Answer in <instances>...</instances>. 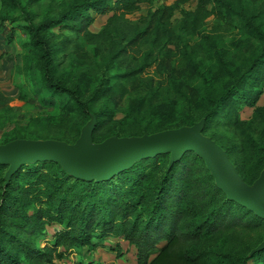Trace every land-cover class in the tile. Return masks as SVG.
<instances>
[{
    "label": "trees",
    "instance_id": "16d2710c",
    "mask_svg": "<svg viewBox=\"0 0 264 264\" xmlns=\"http://www.w3.org/2000/svg\"><path fill=\"white\" fill-rule=\"evenodd\" d=\"M191 1L195 3L193 10H184ZM7 2L22 16L20 28L28 36L24 44L29 51L22 57L20 68L27 76L36 70L47 93L39 99L41 104L52 108L53 97L62 94L75 107V117H81L72 135L62 139L67 143L78 138L81 125L93 112V104L111 98L117 85L138 79L155 56L150 50L141 57L140 68L123 72L130 46L152 43L157 47L160 43L157 50H161V45L171 43L197 73L194 56L198 52L190 49L189 42L191 37L199 36L202 58L216 67V87L205 84L200 97L187 100L184 110H179L174 104L187 99L180 88L174 87L178 99L158 102L159 87L152 86V79L147 80L135 95L128 94V107L121 119L113 121L108 108L94 114L92 137L104 129L107 137L141 138L193 127L203 120L204 137L222 126L243 136L255 135L239 149L227 145L225 151L235 157L233 163L244 183L250 185L257 179L264 162V105L255 107L248 102L258 83L264 81V0H174L169 5L161 4L140 19L133 36L122 46V31L117 24L136 13L140 3L147 0H73L60 16H46L39 21H35V14L22 9L18 0ZM177 11L181 18L171 25ZM107 15L101 31L91 33L89 28L96 17ZM5 20L0 17V26ZM207 26L210 34H203ZM53 29L81 35L88 42L98 41L105 49L103 59L115 72L104 75L95 89L90 81L80 83L60 74L55 57L63 52L67 41L54 42L48 34ZM227 35H234L237 49L244 54L237 62L227 60L224 51L212 52L216 42ZM218 90L222 92L215 93ZM259 94L255 92L254 97ZM241 104L253 108L251 118L245 122L237 117ZM129 121L142 128L138 135L129 134ZM26 130L24 127L7 135L2 143L32 139L27 138ZM170 155L165 152L141 158L104 180L76 178L63 171L60 164L43 160L19 167L5 182L9 165L0 164V264H56L71 254L78 264H91L97 250L112 252L119 259L129 249L135 264H264V246L259 248V244L254 251L244 249L237 255L224 256L227 259L222 262L205 248L203 241L220 232L264 222L228 199L194 151H185L172 161ZM244 158L251 161L249 165ZM46 227L52 229L48 238ZM120 242L125 243V250Z\"/></svg>",
    "mask_w": 264,
    "mask_h": 264
},
{
    "label": "rangeland",
    "instance_id": "374dc122",
    "mask_svg": "<svg viewBox=\"0 0 264 264\" xmlns=\"http://www.w3.org/2000/svg\"><path fill=\"white\" fill-rule=\"evenodd\" d=\"M18 1L22 9L36 15L35 21H39L46 16L49 18H56L64 13L69 5L73 3V0ZM173 1L174 0H147V2H141L139 10L136 13L125 17L117 24V26H120V30L122 31V36L120 37L121 46L126 44V42L133 36L131 34L132 30L141 23V18L145 17L149 12L154 11L157 6L161 4L169 5ZM194 7L195 3L194 1H191L184 6V10L192 11ZM108 16L109 15L96 17L94 23L90 26L89 31L93 34L99 33ZM0 17L7 19L3 22L2 26H0V146L7 145L2 143L7 135L15 133L24 127H27L25 135L28 139L46 137L48 138L46 141L60 142L72 147L80 143L86 130L92 128L89 134V145H102L114 137H107L104 129L100 130L92 137V132L96 125V118L94 114L101 108H108L112 110L113 121L121 119L124 111L128 107V94L134 92L135 95L145 86V81H150V79H152V86L155 88L159 87V97L157 98L158 102L178 99L179 94L176 92L174 87L180 88L181 92L187 96V99L174 104L175 106L178 105L176 106V109L179 110H184V105L187 100L191 101L195 97H200V95L204 92L205 84L210 85L212 83L214 85L213 87H216L219 83L216 67L213 68L214 62L209 59L204 60L202 58L201 48L198 45L201 41L199 36L191 37L189 42L190 49L194 48L198 52V56H196V58L194 56V62L197 63V67L199 69L197 73L193 71L189 63L182 58L175 46L171 43L166 44V46L161 45L163 46V49L161 50H157L160 43L157 47L152 43H141L140 45L136 44L130 46L131 48H128V54L125 57V63L123 65L124 68L122 67L121 69L123 72L140 68L141 57L150 50H154L155 56L151 60L150 64L144 68L143 72L139 74L138 79L133 82H129L128 84L117 85V92L116 94H111V98L107 100L102 99L93 104L91 109L93 112H91L89 119L84 121L85 123L83 122V125H81L78 138L73 143H67L62 139H66L72 135V132L75 129V122L80 121L81 117H75L77 115L76 110L74 109L75 107L70 99L62 94L55 95L53 97L52 108H46L41 104L39 99L44 97L47 93L38 79L36 70L33 69L29 76H27V73L25 71L23 73V69L20 68L22 66V57L29 51V48L24 44L28 41V36L20 28V25H23L21 19L22 16L18 11V8L9 4L7 0H0ZM180 18L181 14L178 11L175 12L170 20L171 25H175ZM11 19H14L15 22L11 23ZM206 29L207 31L202 33L210 34L208 31L210 30V26H207ZM48 34L54 42L59 43L60 41H67L63 52L55 57L57 70L60 74L70 77L73 81L77 80L80 83L90 81L91 88L95 89L104 75H111L115 72L112 71V67L107 63V61L103 59L105 49L104 47L103 49L101 48L98 41L93 40L88 42V40H83L81 35H76L63 29H53L49 31ZM233 38L234 35H227L223 37V40L216 42L212 52L215 49L224 51L226 52L225 57L227 60L237 62L244 54L241 50L237 49L238 45ZM235 38L239 39V37ZM220 92L222 91H215L217 94ZM255 92L260 93L258 97H254ZM252 93L253 95L248 103H251V105L254 104L255 107L263 106L264 81L262 83H258ZM72 110H74L73 116H70L69 113ZM252 111L253 108H249L248 106L241 104L237 109V117L239 120L245 122L251 118ZM67 116H70V118H67ZM31 119L34 120L31 121ZM201 122L204 124L203 120L196 124ZM129 124L130 126L128 131L130 135H138L142 131V128L136 126V122L134 123L129 121ZM143 125L145 124L143 123ZM256 131L258 132V130ZM205 137L213 141L222 150L230 164L235 168L233 163L235 157L228 156L225 151V147L227 145H233L239 149V146H244L246 141L255 137V135L253 133H249V135L243 136L235 129L222 126L211 129L206 133ZM32 139L23 141H36ZM126 139H133V137ZM236 157H240V155ZM244 160V162L248 165L251 162L246 158H244ZM40 161L43 160L23 162L19 167H30ZM61 169L65 171L63 168ZM263 171L264 162L257 179L250 185L245 184L249 187H253ZM12 173H8L7 170L4 175L5 182L9 181ZM251 212L258 217L253 211ZM258 218L264 222L262 218ZM51 230L52 229L50 227H46L45 237H50ZM43 240L44 239L41 241ZM203 243L206 246L205 248L210 250L218 261L222 262L227 259L224 256L237 255L244 249L256 250L255 248L258 244L259 248L262 247L264 244V224H258L251 228L241 227L232 232H220L215 236L206 239ZM40 244L41 246L44 245L43 242H40ZM125 262L129 264L130 257L126 256ZM56 264H78V260L77 257L71 254L67 259L56 262ZM91 264L97 263L94 261Z\"/></svg>",
    "mask_w": 264,
    "mask_h": 264
},
{
    "label": "water",
    "instance_id": "95a60500",
    "mask_svg": "<svg viewBox=\"0 0 264 264\" xmlns=\"http://www.w3.org/2000/svg\"><path fill=\"white\" fill-rule=\"evenodd\" d=\"M202 124L141 138H112L98 146L89 145L92 128L86 130L80 143L73 147L53 141L17 140L0 146V164L9 165L11 174L23 162L52 160L76 178L104 180L141 158L170 152L174 160L192 150L204 160L216 185L229 199L264 220V171L253 187L246 185L222 150L202 135Z\"/></svg>",
    "mask_w": 264,
    "mask_h": 264
},
{
    "label": "crops",
    "instance_id": "0c3cea01",
    "mask_svg": "<svg viewBox=\"0 0 264 264\" xmlns=\"http://www.w3.org/2000/svg\"><path fill=\"white\" fill-rule=\"evenodd\" d=\"M110 243V242H109ZM105 244H108L107 242ZM121 247L125 250L126 245L123 242H120ZM130 251L128 254H125L126 256L130 257L129 264H135L134 255L132 252V249H129ZM122 256L121 258H116L114 253L112 252H106L104 250H97L94 253L93 260L96 261L97 264H128L125 262L126 256Z\"/></svg>",
    "mask_w": 264,
    "mask_h": 264
}]
</instances>
